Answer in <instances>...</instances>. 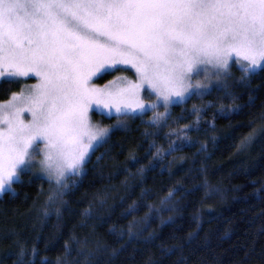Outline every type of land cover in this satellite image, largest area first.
I'll use <instances>...</instances> for the list:
<instances>
[{
  "label": "trees",
  "instance_id": "16d2710c",
  "mask_svg": "<svg viewBox=\"0 0 264 264\" xmlns=\"http://www.w3.org/2000/svg\"><path fill=\"white\" fill-rule=\"evenodd\" d=\"M234 71L167 115L125 116L43 214L47 184L23 175L0 199V264H264V69ZM20 86L0 83V103Z\"/></svg>",
  "mask_w": 264,
  "mask_h": 264
},
{
  "label": "snow or ice",
  "instance_id": "6c2138e0",
  "mask_svg": "<svg viewBox=\"0 0 264 264\" xmlns=\"http://www.w3.org/2000/svg\"><path fill=\"white\" fill-rule=\"evenodd\" d=\"M117 64L135 68L138 80L91 83ZM232 64L244 74L264 69V0H0V83L40 77L0 103V193L38 167L60 200L90 149L124 127L119 119L112 129L94 126L90 108L109 118L146 111L139 98L145 84L166 106L192 88L191 75L210 66L215 77H227Z\"/></svg>",
  "mask_w": 264,
  "mask_h": 264
},
{
  "label": "rangeland",
  "instance_id": "374dc122",
  "mask_svg": "<svg viewBox=\"0 0 264 264\" xmlns=\"http://www.w3.org/2000/svg\"><path fill=\"white\" fill-rule=\"evenodd\" d=\"M114 67H115V69H119V70H111L110 69L108 72L99 73V74H97V76H94L92 78L91 83L96 87H104L110 81H115L117 77L126 78L127 81H133V82L138 80V77L136 75V70L131 65L117 64ZM235 69L240 71L238 64H232L231 65L230 70H229L230 74L227 77H224V76H221L219 78L215 77L212 74V70H211L210 66H209V71L206 74L201 73L200 75H195V74L191 75L190 82L192 84V88H189L188 91L185 92L183 94V96H181V97H177L173 94V96L170 98V101H175V102H169L166 106H164L163 103L157 99V96L154 94L153 90H151L148 87V85L145 84L140 89L139 98L144 103L147 110L142 111L141 109H136L132 114H130V116H139V115H143V114H147V113H156L158 111H160V114L167 115V114H169L172 106L183 104V103L189 101L191 98H194V97L207 96L217 89L224 88L225 87L224 85L228 86L233 81V79L235 78V74H234ZM260 70H261V68L258 67L257 71L255 73L259 72ZM252 74H254V73H252ZM112 75H115V78L111 80L110 77ZM18 80H19V83L21 84V86H20L19 91L16 93H20L21 91H24L25 93H27L31 86L36 85L40 82V77L36 76L35 73H29V76L20 77V78H18ZM197 82H199V84L202 87L196 88ZM204 85H207V87L206 88L203 87ZM1 103H4V102H1ZM153 103H157L158 106L155 108H151L150 105ZM101 112H103L104 114L101 115L100 114ZM88 115H89V119H90L91 123L94 126L112 129V127L118 123V119H119V121H122L124 124V127L120 128L119 130H126L129 127V122L126 119L127 117H125V116H119L118 117L114 111H113V114L111 115L110 118L114 117L116 119L114 121L115 123L111 126H107L104 123V121L110 119L108 117L107 110H105V109H97L94 107L90 108ZM21 119H23L25 122H27L31 119V114L25 110L24 112L21 113ZM103 146H101V147H103ZM101 147H99V148H101ZM40 148H41V154L36 155L34 157V159L36 161H39L40 159H42V151L44 149L43 143L40 144ZM99 148H97L95 151L90 149V151L87 155L88 163H89L91 157L93 156V154ZM87 164L85 165L84 172L78 176H75V177H82L85 174ZM31 176L34 178H37V179H41L47 184V188H46L47 191H45V193H43L44 198H45V201L43 203V207L36 209V211L38 213L43 214V211L45 209L44 207L47 208L50 205V203L52 204L54 201L57 200V198H56L57 185L55 183H50L44 177L43 173L41 172V170L38 167L33 170V173L31 174ZM21 181H22V179H21ZM14 184H16V183H14ZM10 191H7V192H10ZM4 193H6V192H4ZM4 193H0V199L2 198ZM50 197L52 198L51 200H50Z\"/></svg>",
  "mask_w": 264,
  "mask_h": 264
}]
</instances>
